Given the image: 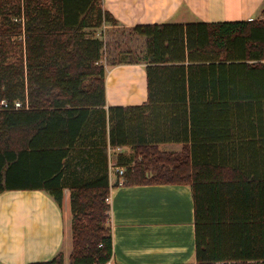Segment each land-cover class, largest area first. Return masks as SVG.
<instances>
[{"label": "trees", "instance_id": "1", "mask_svg": "<svg viewBox=\"0 0 264 264\" xmlns=\"http://www.w3.org/2000/svg\"><path fill=\"white\" fill-rule=\"evenodd\" d=\"M118 23L102 0H0V102H23L0 108V193L45 190L62 207L69 189V264H109L108 149L133 146L116 155L126 185H191L197 264H264V19L213 25L230 63L212 82L184 65L206 32L132 27L146 40L148 100L107 107L96 29ZM172 141L192 142L189 169L159 149ZM31 264H65L63 251Z\"/></svg>", "mask_w": 264, "mask_h": 264}, {"label": "crops", "instance_id": "2", "mask_svg": "<svg viewBox=\"0 0 264 264\" xmlns=\"http://www.w3.org/2000/svg\"><path fill=\"white\" fill-rule=\"evenodd\" d=\"M123 27L167 23L190 24L194 34L206 32L194 44L198 58L185 67L198 66L195 82H212L221 66L229 65L220 45L217 23L264 19V0H102ZM204 24L206 26H200ZM220 56V57H219ZM223 63V64H221ZM146 63L112 65L107 72V107L142 105L148 100ZM178 67L172 65L171 69ZM175 72V71H173ZM178 78V77H177ZM188 83V79H185ZM182 81V80H181ZM246 132L247 125L239 126ZM192 142L158 144L161 151L193 162ZM132 155L133 146L120 147ZM109 223L113 256L109 264H197L195 204L190 184H139L114 187ZM70 194L65 190L62 207L45 190L13 189L0 193V264H31L53 258L71 236Z\"/></svg>", "mask_w": 264, "mask_h": 264}, {"label": "rangeland", "instance_id": "3", "mask_svg": "<svg viewBox=\"0 0 264 264\" xmlns=\"http://www.w3.org/2000/svg\"><path fill=\"white\" fill-rule=\"evenodd\" d=\"M96 36L102 37L105 42L102 63L107 71L112 65L145 63L146 40L143 36L138 35L133 28L123 27L120 23L104 24L96 29ZM66 191L71 193L69 189ZM71 248L72 237L69 236L64 249L68 252Z\"/></svg>", "mask_w": 264, "mask_h": 264}, {"label": "built area", "instance_id": "4", "mask_svg": "<svg viewBox=\"0 0 264 264\" xmlns=\"http://www.w3.org/2000/svg\"><path fill=\"white\" fill-rule=\"evenodd\" d=\"M23 106V102L20 100H16L14 102H9L8 100L4 99L0 102V108L2 109H8V108H14L18 109ZM120 147L111 148L108 149V163H109V195L106 198L107 202L110 204L111 200V194L112 190L116 186H122L125 185V167L116 165V155L117 153H114L115 151H120Z\"/></svg>", "mask_w": 264, "mask_h": 264}]
</instances>
